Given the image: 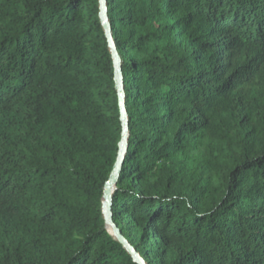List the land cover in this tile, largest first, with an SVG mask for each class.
<instances>
[{
    "label": "trees",
    "instance_id": "1",
    "mask_svg": "<svg viewBox=\"0 0 264 264\" xmlns=\"http://www.w3.org/2000/svg\"><path fill=\"white\" fill-rule=\"evenodd\" d=\"M105 6L114 225L144 264H264V0ZM98 14L0 0V264H135L102 215L121 126Z\"/></svg>",
    "mask_w": 264,
    "mask_h": 264
},
{
    "label": "water",
    "instance_id": "2",
    "mask_svg": "<svg viewBox=\"0 0 264 264\" xmlns=\"http://www.w3.org/2000/svg\"><path fill=\"white\" fill-rule=\"evenodd\" d=\"M106 0H98L99 4V14L98 18L104 32L105 39L107 41L108 47L111 52V57L113 60L114 68V87L117 94L118 108H119V122L121 126L120 141L118 143V152L115 164L109 176L107 183L103 189V199H102V215L105 222L106 228L109 230L110 234L115 240L118 241L120 245L125 249V251L132 257L135 264H144L143 260L137 255L134 249L127 243V241L121 236V233L114 225L112 221V191L117 183L118 177L121 172V167L123 165L124 157L127 152L128 144V118L125 110L124 104V92L121 68L119 63V58L117 57L116 48L113 44L110 26L107 20V11L105 6Z\"/></svg>",
    "mask_w": 264,
    "mask_h": 264
}]
</instances>
